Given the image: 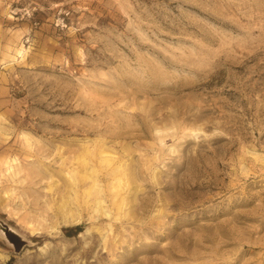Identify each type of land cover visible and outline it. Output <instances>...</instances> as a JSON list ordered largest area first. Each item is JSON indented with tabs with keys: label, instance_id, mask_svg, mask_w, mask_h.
Wrapping results in <instances>:
<instances>
[{
	"label": "rangeland",
	"instance_id": "374dc122",
	"mask_svg": "<svg viewBox=\"0 0 264 264\" xmlns=\"http://www.w3.org/2000/svg\"><path fill=\"white\" fill-rule=\"evenodd\" d=\"M7 261L264 264V0H0Z\"/></svg>",
	"mask_w": 264,
	"mask_h": 264
},
{
	"label": "trees",
	"instance_id": "16d2710c",
	"mask_svg": "<svg viewBox=\"0 0 264 264\" xmlns=\"http://www.w3.org/2000/svg\"><path fill=\"white\" fill-rule=\"evenodd\" d=\"M83 228L82 224H75L72 226H66L63 228L64 234L67 236L75 235L78 232H80ZM6 264H9V261L6 262Z\"/></svg>",
	"mask_w": 264,
	"mask_h": 264
},
{
	"label": "water",
	"instance_id": "95a60500",
	"mask_svg": "<svg viewBox=\"0 0 264 264\" xmlns=\"http://www.w3.org/2000/svg\"><path fill=\"white\" fill-rule=\"evenodd\" d=\"M6 232L8 233V238L13 243L15 250H18L19 247H20V242L18 241V237L15 234H13L10 231H8V230H6Z\"/></svg>",
	"mask_w": 264,
	"mask_h": 264
},
{
	"label": "bare ground",
	"instance_id": "6f19581e",
	"mask_svg": "<svg viewBox=\"0 0 264 264\" xmlns=\"http://www.w3.org/2000/svg\"><path fill=\"white\" fill-rule=\"evenodd\" d=\"M3 254V253H2Z\"/></svg>",
	"mask_w": 264,
	"mask_h": 264
}]
</instances>
